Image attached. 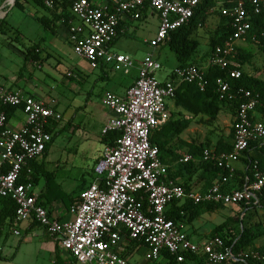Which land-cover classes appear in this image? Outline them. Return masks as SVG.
I'll return each instance as SVG.
<instances>
[{
    "label": "built area",
    "instance_id": "built-area-1",
    "mask_svg": "<svg viewBox=\"0 0 264 264\" xmlns=\"http://www.w3.org/2000/svg\"><path fill=\"white\" fill-rule=\"evenodd\" d=\"M202 1L110 0L112 10H108L107 6H99L92 0H72L70 10L77 23L68 21V39L74 54L87 61L91 68L103 63L127 74L134 67V59L112 49L121 15L130 14L133 19H139L145 7L156 12L160 22L152 44L157 46L169 32L188 22ZM45 3L51 7L50 1ZM249 8L259 14L264 0H236L231 7L222 8L221 14L230 18L232 33L213 49L209 65L226 68L230 64L229 57L236 53L237 41L250 30ZM161 68L152 53L146 54L133 85L125 94L107 93L103 97L102 102L112 116L101 134L105 136L113 131L120 134L112 145L104 147L94 167L95 179L79 193L78 201L70 208L73 217L67 221L51 216L38 203L29 169L24 180L19 181L29 161L41 156L51 142L53 133L48 128L61 119V113L54 100L46 103L23 90L0 85V106L18 108L25 115L24 124L15 129L5 111H0V197L14 202V223L35 221L79 264H131L120 253L123 233L130 240L148 245L145 254L148 262L158 261L166 250L176 255L173 263L166 264H183L185 258L181 252L204 254L203 261L189 264H248L249 255L255 258L256 253L234 254L219 236H210L202 243L194 242L181 225L167 218L166 211L173 202L186 200L221 205L251 200L254 205L264 207V169H259L257 162L252 165L251 180L247 179L241 188L227 189L234 162L250 141L264 139V124L252 119L258 99L250 91L239 88L244 101L235 115L232 150L216 152L205 148L202 151L203 160L214 161L218 167L228 170L229 176H223L205 192L187 191L167 178L158 147L151 144L150 136L169 118L167 104L175 95L176 82H195L203 89L205 71L195 65L176 67L171 72L175 78L162 82L156 77ZM67 76L73 74L68 72ZM229 77L240 78V71L230 70ZM216 84L220 99L233 98L227 80L218 78ZM193 159L187 154L179 162ZM144 199L146 210L142 207Z\"/></svg>",
    "mask_w": 264,
    "mask_h": 264
},
{
    "label": "crops",
    "instance_id": "crops-1",
    "mask_svg": "<svg viewBox=\"0 0 264 264\" xmlns=\"http://www.w3.org/2000/svg\"><path fill=\"white\" fill-rule=\"evenodd\" d=\"M95 4L99 6H107L108 0H92ZM218 1V0H217ZM220 3V2H218ZM216 8H211L205 11L206 14V20L202 25H198V27L193 31V36L196 38L199 42V46L197 51L195 52L193 56V62L194 65L203 69L206 71L209 67V58L212 55V51H210V40L212 37H214L215 34H217L221 29L220 24V17L215 12ZM155 22V36L156 32L159 26V16L156 12H154L152 9L145 7L142 10L141 17L139 19H133L130 14H124L121 15L120 21H119V33L121 35L122 32L130 30V28L135 27L136 21L141 20H148ZM62 18L59 21V28L56 32V34L49 33L48 36H43L44 40L40 47L36 49V51L39 53L40 59L39 61L34 60H25L24 57V64L30 63L33 65H37L38 67L42 68L41 66V54L44 53L50 46L54 47L55 49L59 50V52H72V46L68 39V27L64 25V22H62ZM72 22L77 23L76 20H74L73 16L70 19ZM208 27V29H204ZM154 38L150 39V41L154 40ZM205 36V37H204ZM149 41V42H150ZM116 41L112 43V49L115 50ZM162 45L161 43L154 47L153 49L155 52L157 51L158 55L165 52H159L158 48ZM237 46L244 47V42L239 40L237 41ZM245 48V47H244ZM71 49V50H70ZM118 52V51H116ZM55 53V52H54ZM123 53V52H120ZM128 54V53H125ZM154 55V52H152ZM129 55V54H128ZM56 64L54 66V70L58 69V66L63 62V57L59 53H56L55 55ZM155 56V55H154ZM157 56V55H156ZM156 59L158 58L155 57ZM176 59V58H175ZM158 60V59H157ZM142 61V60H141ZM138 62V67H136V72L131 76V80L127 85H124L123 81H117L116 87L118 88L117 91H112L109 89H106L105 86L107 83L112 82L113 80V74L112 72L115 71L112 69L111 66L108 65H98L97 68L94 70H97V87L98 88V95L100 96L99 99L102 102L103 97L107 93H113L119 96H123L127 89L133 85L138 69L140 66V62ZM159 61V60H158ZM177 61V60H176ZM36 62V64L34 63ZM160 62V61H159ZM161 63V62H160ZM176 63L172 69L169 72L165 73L164 78L159 79L160 81L164 82L168 79H171L173 77L172 70L177 67ZM162 65V63H161ZM163 68V66H162ZM244 70L247 71L244 67ZM71 72L73 74L72 77L67 76V73ZM259 72V73H258ZM255 73V76L259 77V79L264 80V67L260 68L259 71ZM30 76L33 77L32 72H29ZM47 78H52L53 81H55V86H61L66 83L68 79L76 80L80 83H85L87 76L84 75L82 71L75 70L72 68H69L65 75H61V77L57 79L50 75H46ZM19 78H11V81L9 82L8 79H6L5 75L0 72V85H4L7 88L11 89H20L23 90L36 98L43 100L46 103H50L52 100L55 101V107L56 109L61 113V117L65 115L64 111H60L59 109V100L52 95L51 91L54 89V87H49L47 84L46 87H41L40 83L30 81H22L24 80L25 76L22 74V71H19ZM30 77V78H31ZM157 77V76H156ZM99 84H102L101 87ZM120 90V91H118ZM90 101V99H89ZM168 111H169V119L176 120V119H188L190 120L187 127H185L180 133H173L168 134L164 133L162 138L153 144L160 149V153L162 155V163L165 167L166 174L169 172L176 173V179L177 181L186 180L189 178L191 180V183L193 184V188L195 191L201 190V187L203 185V180L200 182H195L197 179L196 176H199V173H193L188 174L185 170H179L181 168V165L179 160L175 159L179 154L180 155H187L189 154V150L191 146L198 145L196 144V141L193 140V138L190 137V132L194 131V125L195 121H199L202 117L198 118H191L187 113L181 110V108L176 107L173 103V100H169L168 104ZM221 109V112L219 115L223 113H228L230 115V128L225 130L227 133H225L224 136H220L217 139L214 140V146L216 143L222 139V141L230 146L233 143V134L231 132L235 115L234 113L227 107L223 106ZM70 117L68 120H72V126L74 124V121L76 118H79L81 112L86 113V118H91L93 112L91 110L89 111V105L87 102L84 104H79L75 107L68 106ZM223 110V111H222ZM218 115V116H219ZM112 116L111 110L106 107L103 102L101 106L97 107V114L95 116L96 124H97V141L95 149L92 153V164L90 167V172L87 175V179H82V182L80 185H78L75 189H73L71 192L66 193L63 198H61L60 192L55 186H53L52 182H47L46 177L44 173L48 172V168L46 167L45 163V157L47 153L49 152L51 146L48 148L47 152L42 154L41 156L34 158L29 161L26 168L23 169L22 175H26L27 170L29 169L31 171V180H32V174L34 173L35 180H32L33 184V192L37 195V201L40 203H44L48 209L49 214L60 221H67L72 219L73 215L70 211V208L72 205L76 204V202L79 199V193L92 181L95 179L94 174V166L98 162V160L102 157L103 149L106 146L104 136L101 134V129L103 128L104 124L108 120V118ZM84 118L83 120H85ZM252 118L256 122H261L264 124V115H261L258 111L254 110L252 114ZM25 122V115L24 113L16 108L12 115L9 117V124L17 129L21 127ZM84 121H82L83 123ZM81 123V124H82ZM163 124V123H162ZM162 124L156 127V129L153 131L155 132ZM63 127V126H62ZM61 128L56 129V131H60ZM71 128V127H70ZM153 134V133H152ZM53 144V143H52ZM199 146V145H198ZM213 146L212 149L215 147ZM225 148L227 146H224ZM0 150H1V144H0ZM251 159L256 161L258 163V166L261 169H264V139H257L255 142L251 145V147L244 151L242 154H240L239 159L234 162L233 164V172L231 173L233 177L231 178L232 181L229 185L230 190L237 189L239 185L241 184L240 180L246 181L249 179V175L251 174V170L249 169V165L251 162ZM44 177V179H43ZM218 179V178H217ZM216 180V179H215ZM214 180V181H215ZM228 188V186H227ZM62 193V192H61ZM1 198V197H0ZM3 208L2 201L0 199V211ZM222 206L217 208L214 211H204L200 213L196 218H194L192 221H186L181 225V229L188 235V237L197 243H202L205 239L211 236L212 230L218 225H214V217L217 213H219L222 210ZM220 224V223H219ZM14 230L17 231V233L14 232ZM121 245V255H123L131 264H166V260L161 255L160 259L155 262H148L145 259V254L148 251V245L144 241H134L130 242V239L123 233L121 235L120 240ZM0 264H79L77 263L74 258L66 251L63 250L47 232L46 230L41 227L39 224H37L35 221L28 220L20 223H14L13 219H6L3 223V229L0 231Z\"/></svg>",
    "mask_w": 264,
    "mask_h": 264
},
{
    "label": "trees",
    "instance_id": "trees-1",
    "mask_svg": "<svg viewBox=\"0 0 264 264\" xmlns=\"http://www.w3.org/2000/svg\"><path fill=\"white\" fill-rule=\"evenodd\" d=\"M23 1L27 0H16L14 7L24 10L26 6ZM35 6H38L43 9H47L45 2L50 1L52 10L50 9L49 14L38 15L36 20L38 23L47 31L52 34H56L59 28V21L61 18L64 20L65 28L68 27V21L72 18L70 5L72 0H31ZM236 0H203L198 6L194 9L193 16L190 20L169 32L166 38L161 42L162 45L167 46L175 55L177 60V67H186L194 65L193 56L198 49L199 42L193 36V31L198 27V25H202L206 20L205 11L211 8H216V13H220V31L214 35V37L210 40V51L217 45H222L224 40L229 37L232 33V27L229 24L230 18L221 14L222 8L231 7ZM220 2V3H218ZM108 10H112V6L110 4V0H108L107 5ZM249 12L251 14L250 19V30L247 32L245 36H243L240 40L247 43H253L257 46L259 53H261L262 63L264 65V8L261 10L259 14L252 13L249 8ZM7 17V16H6ZM6 17L0 19V33L5 32L6 25ZM68 29V28H67ZM120 36L119 33V25L117 36L114 38L113 42L116 41ZM41 45V42L29 46L26 48L25 60H34L39 61L40 56L36 51ZM255 57V53L250 52L244 47L236 46V53L229 57L230 64L226 68H221L217 65H209L208 69L204 73V77L206 80V85L203 89H200L195 82H176L175 95L173 97V103L176 107L181 108L182 111L187 113L191 118L198 117H207L209 119H216L221 112L223 106H227L233 113L236 115L237 108L241 102L244 101V97L241 93L238 92L239 88H244L245 90L250 91L253 97L258 99V104L255 108L261 115H264V80L259 79V77L255 76V73L258 70H252L251 72H246L244 70L245 66H249L252 60ZM99 65L104 66L105 64L100 63ZM239 70L240 78L232 79L229 77L230 70ZM173 76L171 79H174ZM218 78H224L229 82L230 91L234 94L233 98L229 100L228 98L220 99L219 93L217 91L216 81ZM11 89V88H9ZM16 108L12 106H0V111L4 110L7 117L9 118ZM253 119V118H252ZM61 121H54L52 125L48 128V131L53 133L51 142L47 144L44 152L46 153L48 148L52 145L56 135L60 133V131H56L58 127V123ZM190 120L188 119H169L164 122L155 132H152L150 136V142L153 144L154 142L160 140L164 133H180L185 127H187ZM254 121V120H253ZM70 121L63 127V129L70 125ZM234 125L235 118L232 127V134L234 137ZM120 132L113 131L104 136V140L106 145L113 144L114 140L119 136ZM255 142L252 140L249 142V145L246 150H248L251 145ZM154 145V144H153ZM224 146H227L226 148ZM216 152L226 151L229 152L232 150V145H226L222 139H220L216 145L214 146ZM159 150V158L162 161V155ZM203 147L198 145L191 146L188 151L190 155L194 157L193 160H189L185 163H181V168L179 170H185L188 174L199 173V176H196L195 182H200L203 180V185L201 190L198 192H205L209 189L213 184L221 181L223 176H229V171L222 169L217 166L214 161H205L201 158ZM245 150V151H246ZM184 155H178L175 159H181ZM256 162L251 159L249 169L251 170V174L248 176L249 180L252 179V165ZM258 165V163H257ZM95 167V166H94ZM259 169H261L258 166ZM174 172L167 173V178L174 181L175 183L181 185L183 188L188 190H194V183H191V180L186 179L182 181H177V177ZM46 177V181L50 182V173H44ZM233 175L228 178L227 186L228 190ZM218 178V179H217ZM216 179V180H215ZM24 180V175L21 174L19 181ZM32 180H35L34 173L32 174ZM215 180V181H214ZM241 184L238 188H241L245 183L244 180H240ZM237 188V189H238ZM61 198L64 199L65 194L60 192ZM3 204V208L0 211V225H3L6 219H13L15 213V204L10 198H0ZM38 203H40L38 201ZM44 207L48 209V207L44 203H40ZM238 206V210L233 215H229L224 221L218 224L211 232V236H219L223 239L225 244L231 248L234 254H238L240 251L247 253H256L257 256L254 258L252 255H249L247 259L248 264H264V246L253 247L251 250H246V247L252 245V243L257 239L258 234L253 232V228L246 224V216L252 211V209H264V207L256 206L252 203V201H241L236 204ZM220 206H223L218 203L212 202H202L195 204L190 200H186L182 203L173 202L166 211V216L168 219L173 220L176 224L182 225L186 221H192L196 218L200 213L204 211H214ZM142 207L144 210L147 208V201L144 199L142 201ZM49 211V209H48ZM137 240H130V242H134ZM181 254L185 258V262L183 264H189L190 261H203L204 254L203 253H187L181 252ZM162 255L165 258L167 263H173L176 260V255L170 254L168 251H162Z\"/></svg>",
    "mask_w": 264,
    "mask_h": 264
},
{
    "label": "rangeland",
    "instance_id": "rangeland-1",
    "mask_svg": "<svg viewBox=\"0 0 264 264\" xmlns=\"http://www.w3.org/2000/svg\"><path fill=\"white\" fill-rule=\"evenodd\" d=\"M9 2L10 0H0V12L7 10L5 32L3 34L2 32L0 33V72L5 75L9 82L11 78H19L20 70L25 76L22 81L38 82L44 88L46 84L49 87H54L55 85V81L52 78H47V74L59 79L62 74L65 75L69 68H72L75 70L79 69L87 76L85 83L68 79L64 85L55 86L51 91L52 95L59 100L60 111L65 112L64 117L62 115L61 121L58 123V128L64 127L68 121L71 123L64 129L62 127L60 133L56 135L45 157V163L48 168L47 173L51 175L50 182L59 191L61 190L62 193L66 194L80 185L83 178L87 179V175L90 172L92 153L97 141L95 116L97 107L102 104L98 95L97 70L91 68L87 61L77 57L73 49L72 54L68 50L66 53H61L51 46L41 54L42 68L28 62L24 64L25 61L22 56L26 55V48L39 42L42 44L43 36H48L51 33L38 23L36 17L51 13L50 9L52 10V7L46 5L49 10L43 9L35 6L31 0H27L23 1L26 8L22 10L17 7L9 8ZM134 25V28L121 33L115 46L116 51L128 53L134 59V67L127 74L122 71H113V80L106 84V89L117 91V81H123L124 85H127L131 80V76L136 72L138 62L143 60L146 54L154 52V57L158 56L157 59L162 63L163 68L156 72L158 79L164 78L165 73L169 72L177 63L174 53L167 46H159L158 51L165 52L159 55L153 49L152 40L150 41V39L155 36L154 21L150 19L141 20L136 21ZM204 29L206 30L208 27ZM244 47L255 53L251 64L245 66V69L247 71L254 69L259 71L260 68H263L262 54L259 53L257 46L253 43L244 42ZM56 53L62 55L63 62L58 66L57 70H54L53 68L56 64L54 55ZM29 72H32L33 77L30 76ZM101 85L99 84L100 87ZM85 102L89 105V111L93 112L92 116H90L91 118L87 119L86 113L81 112L79 118L75 119L72 126V120H68L70 117L69 110H67L68 106L75 107ZM222 108L224 110V107ZM84 118L86 119L83 120ZM82 121L84 122L82 123ZM229 124L230 115L226 112H222L216 119L202 117L199 121H195L194 131L190 132V137L204 149L213 148L214 140L227 133L225 130L230 128ZM222 207V210L214 217V225L221 223L229 215H233L240 210L236 204L223 205ZM245 222L253 228L254 233L258 234L257 239L252 245L246 247V250L264 246V209H252L247 214Z\"/></svg>",
    "mask_w": 264,
    "mask_h": 264
},
{
    "label": "water",
    "instance_id": "water-1",
    "mask_svg": "<svg viewBox=\"0 0 264 264\" xmlns=\"http://www.w3.org/2000/svg\"><path fill=\"white\" fill-rule=\"evenodd\" d=\"M15 1L16 0H10V2H9V8L14 7ZM6 15H7V10L4 11V12H0V19L1 18H5Z\"/></svg>",
    "mask_w": 264,
    "mask_h": 264
}]
</instances>
